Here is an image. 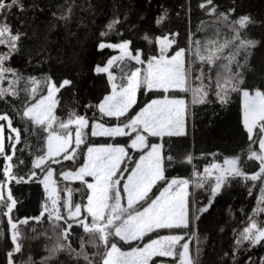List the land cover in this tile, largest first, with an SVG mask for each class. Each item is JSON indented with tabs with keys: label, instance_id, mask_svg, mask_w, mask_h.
<instances>
[{
	"label": "trees",
	"instance_id": "obj_1",
	"mask_svg": "<svg viewBox=\"0 0 264 264\" xmlns=\"http://www.w3.org/2000/svg\"><path fill=\"white\" fill-rule=\"evenodd\" d=\"M205 2L206 0H22L24 5L22 12L13 8L7 14V22L12 26L13 32L19 31L24 35L19 42V51L6 62V66L15 69L24 78L34 76L44 79L50 76L58 87L62 80H71L72 84L61 89L57 94L60 103L55 108L54 115L63 121H66L69 114L75 111L79 115L89 117L90 123L97 120L106 125H118L135 116L153 98L165 95L184 97L187 104L186 135L163 139L165 153L176 158L170 163L166 162L165 175L168 180L191 179V177L194 180V171L202 173L210 164L222 165L225 158L238 155L241 157L244 171L251 174L259 170V165L255 160L247 158L250 141L242 123L240 92H231L228 102L221 104L213 84L205 103H193L192 94L189 92L164 93L157 90L149 91L142 87L137 91L136 103L120 120L115 117H101L95 107L105 95L110 93L111 88L106 74L97 75L94 68L96 65L103 66L116 54V51L110 48L98 50V44L101 41L106 43L131 41L130 47L133 53L140 50L144 54L142 59H146L158 54L159 49L155 39L159 36L171 37V34H179L175 36L176 45L169 52H174L178 47L187 49L194 40L203 42L208 38H216L217 32L221 40L230 39L233 33L224 22H218L220 13L228 14L229 21L248 15L255 22L249 24L242 32L246 38L261 42L253 50L254 54L250 60V67L253 70L244 72L243 87L249 91L255 88L264 90V0H212L211 5L201 8L200 5ZM212 7L216 8L215 15H209V9ZM69 9H71L70 13ZM231 9L235 11L231 12ZM61 16H67L68 19H61ZM160 17L164 19L158 24L157 20ZM113 20H119V23L112 31H108L107 25ZM102 32H107V35L101 36ZM145 35L150 39L145 40ZM7 51V47L0 45V53ZM241 63H243L242 59ZM136 66L134 61L127 62L128 69ZM207 68L208 66L205 65L206 72ZM233 70L243 71L236 69L235 66ZM111 71L118 73L119 69L114 66ZM215 74L216 69L213 68L210 73L213 80ZM11 79L13 77L9 74L8 80ZM8 80L0 82V87H8ZM207 82L206 80L205 83ZM23 87L22 80L17 85L20 89L18 97L8 96L0 99V114L7 113L12 119L13 127L21 130V141L16 145L11 163L14 164L15 175L23 177V182H8L3 194L6 198L7 190L10 189L13 198L17 201L11 213L21 233L19 242L22 245V251L14 256L16 264H24L29 256L39 264L41 258L48 255L46 249L56 243L60 229L53 231L52 223L47 219V213L41 217L45 205L49 207L51 204L52 195L45 191L40 182L44 171L41 168H34L33 162L38 155L43 154L41 149L44 148L47 132L22 117L21 113L28 101ZM189 95L190 104H188ZM89 105L92 107H88ZM0 122L5 125L6 152L11 155L12 149L8 146L7 137L10 134L14 136L15 133H11V130L7 128L6 121ZM133 137L134 134L115 138L93 137L89 134L86 144H82L76 150L75 159L61 160L59 164H51L62 215H67V211L63 208V203L68 198L67 189L72 190V201L82 205L87 203V192L86 186L80 181L65 180L60 173L64 170H75L80 166L84 161L87 146L92 144L128 147L132 152L126 166L129 170L140 153L139 150L132 151L128 145ZM148 142L152 144L162 141L158 137L149 136ZM252 148L259 150L258 144H252ZM189 154L193 158L192 162H184ZM7 163L9 162L0 156V180L7 179L3 175V169ZM32 171L36 172L35 177H31ZM192 184L193 224L190 219L187 229H158L148 233L142 241L164 235L183 234L185 241L190 242V248L193 241L196 264H261L264 260V243L255 247L244 244L239 248L235 243L238 233L247 225L248 217L252 216L253 210L257 208L259 201L257 197L261 193L260 182L230 178L215 196L208 211L203 213H198L197 209L208 205L211 197L210 187L205 185L200 188L196 187L194 182ZM164 186V181L158 182L149 194L150 197L154 199ZM137 207L139 208L140 205ZM5 211H7L6 208L0 207V264H7L6 252L11 249L7 239L10 231L7 217L4 216ZM197 216H199L198 219ZM35 217H40V221L32 219ZM25 218H29V223H20ZM90 219L89 217V221ZM256 219L264 221V213L258 215ZM60 223L66 227L63 221ZM71 233L69 239L72 247L77 251L80 249V239L83 237L89 255L97 252L95 247L87 244L89 237L83 232L82 227L74 225ZM118 246L128 250L135 246V242L126 244L118 241ZM99 251L103 252V248ZM234 252L235 255H233ZM94 259L96 264H99V256ZM177 260L178 258L174 260L170 257H153L150 264H175ZM50 264H85V261L72 259L67 252H62Z\"/></svg>",
	"mask_w": 264,
	"mask_h": 264
},
{
	"label": "snow or ice",
	"instance_id": "obj_2",
	"mask_svg": "<svg viewBox=\"0 0 264 264\" xmlns=\"http://www.w3.org/2000/svg\"><path fill=\"white\" fill-rule=\"evenodd\" d=\"M211 4L212 0H206L200 7L205 8ZM13 8L22 12L24 10L22 0H0V45L8 49L7 52L0 53V82L8 80L9 74L13 77L8 80V87H0V99L8 96L18 97L20 89L17 85L24 81L23 91L28 101L21 115L47 132L44 148L41 149L43 154L38 155L33 162L34 168H41L46 173L44 180L40 181L45 185L46 190L48 181L53 175L51 164H59L61 160L75 159L76 150L82 144H86L89 134L93 137L113 138L134 134L130 147L143 152L121 187V181L125 179L123 176L125 169L121 168V164L128 154L126 148L111 144L87 146L82 166L75 172L63 173L65 179L78 180L86 186L87 203L84 205L74 203L71 199L72 190L67 189L68 198L63 203V208L67 211L65 216L61 214L58 207V196H52L51 207L45 205L41 217L47 213V219L52 223L53 231L57 229L60 231L57 234L56 243L46 249L48 255L42 257L39 264H50L62 252H67L72 259H83L85 264H96L94 259L96 256H99V264H150L153 257H170L174 260L178 258L179 264H196L190 254V242L185 241L183 234L160 236L143 247L132 248L127 252L121 250L118 241L127 244L143 239L148 233L158 229H187L190 225L188 200L190 184L194 182L196 187L202 188L205 185L210 187L211 197L208 205L197 209L198 213H203L208 211L215 196L230 178L259 181L261 184L257 208L253 210V215L248 217L247 225L238 233L235 240L237 247L244 244L255 247L264 243V221L256 219L258 215L264 213V90L255 88L250 92L243 87L244 72L253 70L250 67V60L254 54L253 50L261 43L242 35L249 24L255 23L250 16L243 15L229 21L228 14L220 13L218 22H224L233 33L230 39L221 40L217 32L216 38L203 42L194 40L189 48L178 47L172 54H169V50L176 45L175 36L179 34H171V37H157L155 43L159 46V54L146 59H142L144 54L140 50L133 54L130 47L131 41L128 40L119 43L101 41L98 44V50L110 48L118 49L120 52L119 56L109 58L104 66L96 65L94 68L97 75H107L111 86L110 93L95 105L101 117H115L117 120L125 117L136 103V93L142 87L149 91L157 90L164 93L190 92L193 103H205L213 84L221 104L228 102L231 92L242 93V123L250 141L247 158L258 162L259 170L251 174L245 172L241 157L238 155L225 158L223 165L210 164L204 168L203 173L194 171V180L188 178L168 180L165 175L166 162L170 163L176 158L165 153L163 139L186 135L185 99L169 98L167 95L162 99H153L135 116L128 118L127 122L115 126H106L105 123L96 120L90 123L89 117L79 115L75 111L69 114L66 121L59 120L54 115V110L60 103L57 94L61 89L70 86L72 81L64 79L58 87L50 76L44 79L34 76L24 78L15 69L6 66V62L19 51V42L24 35L19 31L14 33L12 26L7 22V14ZM68 11L70 13L71 9ZM230 11L234 12L235 9ZM215 14L216 8H210L209 15ZM60 18L68 19L67 16ZM163 19L164 17H160L157 23H161ZM118 23L119 20L109 23L108 31H112ZM106 35L107 32L101 33V36ZM144 39L150 38L145 35ZM128 61H135L136 64L146 65V67L128 69ZM205 65L208 66L207 72ZM114 66L120 71L119 83L118 77L111 71ZM233 66L243 71H234ZM213 68L216 69L214 80L210 75ZM206 80L207 83H205ZM45 90L46 94H41ZM0 121H6L7 128L11 130V133H15L14 136L10 134L7 137L8 146L12 149V154L9 155L5 145V125L0 123V156L9 162L3 169V175L7 179L0 180V207L7 209L4 216L7 217L10 231L7 239L11 249L6 252L7 264H16L14 256L22 251V245L19 242L21 233L11 213L17 201L13 198L10 189L7 190L6 198L3 190L10 181L23 182V177H17L13 172L14 164L11 163L16 145L21 141V130L13 127L12 119L7 113L0 114ZM149 136L158 137L162 142L149 144ZM252 144H258L259 150H254ZM192 159L189 154L184 162L191 163ZM20 163L22 164L23 161L21 160ZM35 176L36 172L32 171L31 177ZM86 177L94 178L95 182H88ZM160 181H164L166 186L155 199H152L149 194ZM55 191L53 188L52 192ZM125 197L126 205L122 203ZM145 204L147 206H144ZM137 205L140 207L138 208ZM196 218L198 219L199 216ZM32 219L40 221V217ZM60 221H63L66 227H63ZM20 223L28 224L29 218H25ZM74 225L82 227L83 232L89 237L87 244L95 247L97 252L89 255L83 237L80 239L79 251L72 247L69 237ZM101 248L103 252L99 251ZM24 264H37V262L29 256ZM261 264H264V260Z\"/></svg>",
	"mask_w": 264,
	"mask_h": 264
},
{
	"label": "rangeland",
	"instance_id": "obj_3",
	"mask_svg": "<svg viewBox=\"0 0 264 264\" xmlns=\"http://www.w3.org/2000/svg\"><path fill=\"white\" fill-rule=\"evenodd\" d=\"M165 36H167V35H165ZM159 37H163V36H159ZM214 37H212V38H206L207 40H209V39H213ZM206 40V41H207ZM158 45V44H157ZM158 49H159V46H158ZM115 51H116V54L114 55V56H119L120 55V52H119V50L118 49H114ZM173 52H169V54H172ZM133 54H135V53H133ZM158 54H159V52H158ZM157 54V55H158ZM113 57V56H112ZM135 62V61H134ZM107 63V62H106ZM105 63V64H106ZM136 63V62H135ZM104 64V65H105ZM103 65V66H104ZM136 67H141V68H143V67H146V65H138L137 64V66ZM135 67V68H136ZM118 68V67H117ZM119 69V68H118ZM134 69V68H133ZM117 77H118V80H117V82L119 83V76H120V71L118 72V73H116V72H113ZM107 76V75H106ZM110 88H111V86H110ZM251 92V91H250ZM41 94H46V91L45 92H43V93H41ZM189 94H190V92H189ZM136 95H137V93H136ZM163 97H159V98H153V99H162ZM169 98H183V99H185L184 97H169ZM153 99H151V100H153ZM150 100V101H151ZM188 104H190V95H189V97H188ZM149 101V102H150ZM185 101H186V99H185ZM148 102V103H149ZM147 103V104H148ZM146 104V105H147ZM241 104H242V118H243V96H242V93H241ZM145 105V106H146ZM144 106V107H145ZM97 121V120H96ZM0 123H3V122H0ZM4 124V123H3ZM106 126H115V125H106ZM185 128H186V117H185ZM5 135V134H4ZM134 138V137H133ZM92 145H95V146H102V145H109V144H92ZM112 145V144H111ZM129 147H130V145H131V140H130V142H129ZM90 146V145H89ZM114 146H120V145H114ZM124 147V146H123ZM126 148V150H127V157L125 158V160L123 161V163L121 164V168H123V169H125V172H124V174H123V176H124V180H122L121 181V187H122V185H123V183L124 182H126V177H127V175H129L130 174V170L131 169H133L134 167H135V165H136V162H138L139 161V158H140V156L143 154V152H141L140 150V153L138 154V157H137V159H136V161L134 162V165L131 167V169H129V170H127L126 169V166H127V162H128V159L131 157V154H132V152L129 150V148L128 147H125ZM131 148V147H130ZM132 149V148H131ZM133 150H138V149H132V151ZM86 152H87V148H86ZM86 152H85V155H86ZM36 160V159H35ZM84 160H85V156H84ZM84 162V161H83ZM83 164V163H82ZM82 164L80 165V166H78L75 170H64V171H62L61 173H60V176L63 178V179H65L64 178V176H63V173H68V172H75L76 170H78L79 169V167H81L82 166ZM51 167V166H50ZM51 169H52V172H53V168L51 167ZM45 175H46V173L45 172H43V175H42V178H41V181H43L44 180V177H45ZM65 180H70V179H65ZM86 180L88 181V182H90V183H94L95 181H94V178H92V177H86ZM171 180V179H170ZM42 185H43V187H44V189H45V191L51 196H57V194H56V191L55 192H52V189L53 188H55V186H54V182H53V175H52V177L49 179V181H48V189L46 190V188H45V185L42 183ZM166 186V185H165ZM164 186V187H165ZM163 187V188H164ZM192 187H193V184H190V186H189V189H188V191H189V193H190V195H189V197H188V200H189V202H190V205H189V208H190V212H189V216H190V219H191V223L193 224V214H192V210H191V208H192V206H193V200H192ZM163 188L160 190V191H162L163 190ZM4 191V190H3ZM160 191L158 192V194L156 195V196H158L159 195V193H160ZM260 195H261V193L258 195V197H257V199H260ZM155 196V197H156ZM59 198V197H58ZM155 199V198H154ZM87 200V199H86ZM122 203H124L125 205H126V197H125V199L122 201ZM147 206V205H146ZM49 207H51V204L49 205ZM58 207L60 208V203H58ZM60 211H61V208H60ZM170 235H173V234H170ZM164 236H167V235H164ZM155 239H157V237L155 238ZM153 240V239H152ZM151 240H147V241H145V242H143L142 241V239H140V240H135L134 242H135V246H133V248H140V247H143L145 244H147V243H149ZM194 244H193V241H191V248H190V254H191V256H192V258L194 259V246H193ZM132 249V248H131ZM131 249H128V250H123V249H121L122 251H125V252H127V251H131ZM175 264H179V260H177V263H175Z\"/></svg>",
	"mask_w": 264,
	"mask_h": 264
},
{
	"label": "water",
	"instance_id": "obj_4",
	"mask_svg": "<svg viewBox=\"0 0 264 264\" xmlns=\"http://www.w3.org/2000/svg\"><path fill=\"white\" fill-rule=\"evenodd\" d=\"M224 162V161H223ZM222 165H223V163H222ZM125 172V171H124ZM124 172H123V174H124Z\"/></svg>",
	"mask_w": 264,
	"mask_h": 264
},
{
	"label": "built area",
	"instance_id": "obj_5",
	"mask_svg": "<svg viewBox=\"0 0 264 264\" xmlns=\"http://www.w3.org/2000/svg\"><path fill=\"white\" fill-rule=\"evenodd\" d=\"M202 173H203V171H202Z\"/></svg>",
	"mask_w": 264,
	"mask_h": 264
}]
</instances>
